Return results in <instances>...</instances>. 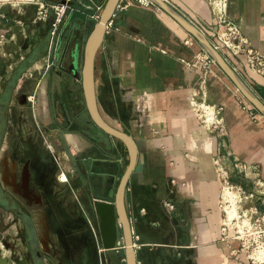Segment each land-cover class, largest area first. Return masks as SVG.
Returning a JSON list of instances; mask_svg holds the SVG:
<instances>
[{
    "label": "crops",
    "instance_id": "crops-1",
    "mask_svg": "<svg viewBox=\"0 0 264 264\" xmlns=\"http://www.w3.org/2000/svg\"><path fill=\"white\" fill-rule=\"evenodd\" d=\"M163 1L210 42L202 0ZM105 2L71 0L51 41V12L34 20L33 3L0 0L1 181L19 195L16 231L29 218V238L39 248L20 242L14 250L20 262L113 264L105 250L97 252L103 248L95 204H114L130 158L124 142L91 119L80 74L86 39ZM225 13L264 55V0H226ZM109 19L92 57L95 109L135 147L121 207L113 209L118 232L123 219L131 247L137 235L139 246L132 249L139 264L157 249L171 252L178 264H246L238 241L220 236L212 158L220 155L230 167L233 159L250 165L264 180V115L211 64L201 86L208 103L222 105L225 134L206 131L188 106L201 77L198 40L153 3L117 0ZM221 56L264 105V78L242 55ZM75 113L78 122H72ZM19 151L33 159L32 182L26 166L18 180L12 156ZM114 249L118 264H125L123 244Z\"/></svg>",
    "mask_w": 264,
    "mask_h": 264
},
{
    "label": "built area",
    "instance_id": "built-area-1",
    "mask_svg": "<svg viewBox=\"0 0 264 264\" xmlns=\"http://www.w3.org/2000/svg\"><path fill=\"white\" fill-rule=\"evenodd\" d=\"M8 1V0H7ZM22 3H33L35 5L34 20H44L48 17V12H51L49 35L51 41H54L58 35L59 29L62 26L66 12L69 10V3L71 0H56L47 2L45 0H20ZM142 5L152 4L150 0H135ZM210 13V21L205 24V31H207L210 39V44L217 50L221 55L224 56H237L242 55L243 64L247 68L259 74L264 78V55L257 49L251 46L247 37L241 32L240 24L236 21L231 20L225 13L226 0H202ZM111 25V20H107L105 27ZM2 35H0V42ZM196 63H200L201 68V79L199 80V86L196 90L192 91L188 97V106L195 116L198 124L208 132H214L217 135L225 134V127L222 116V105L208 103L205 100V94L201 85L204 83V77L208 70L209 65L214 64V61L204 51L200 50L196 53ZM186 66H191V63L185 62ZM50 63H45V67H48ZM201 86V87H200ZM213 170L219 184V196L218 206L221 211L220 218V236L222 238L228 237L231 234L233 238L238 241L239 249H245L243 241H240V237L243 235H252L257 248L258 244H263L261 241L264 236V211L260 210L258 205L264 204V181L255 172V168L239 163L233 159L231 161V167L236 168L237 171L242 168L245 173L247 171H253V185H256L257 189L253 191H246L239 184L232 183L230 181V175L232 168L227 164L226 159L220 155H215L212 158ZM228 189L236 192L238 196V217L230 220H225V212L222 209L223 204L227 202L221 198L222 189ZM254 199L255 203L250 204L247 207H243L247 200ZM166 205L171 207L170 204ZM247 219L249 222L248 227L242 226V231H238L235 221ZM230 226H235V229H231ZM132 247L137 248L139 245L135 242L137 235L133 234ZM261 239V240H260ZM104 249L98 248L97 252L100 253ZM234 252V250H232ZM139 264V262H136Z\"/></svg>",
    "mask_w": 264,
    "mask_h": 264
},
{
    "label": "water",
    "instance_id": "water-1",
    "mask_svg": "<svg viewBox=\"0 0 264 264\" xmlns=\"http://www.w3.org/2000/svg\"><path fill=\"white\" fill-rule=\"evenodd\" d=\"M117 0H106L102 11L100 13L99 19L94 23L92 30L90 31L84 46L83 59L81 65V87L85 106L87 111L93 120V122L100 127L103 131L108 134L121 139L129 153V164L125 169L117 187L115 194L114 204L97 202L95 204L96 212L99 216V229H100V241L101 246L105 250L109 259L113 264H118V257L115 252V247L123 244L124 246V259L125 264H136L135 253L131 247V237L130 231L126 221L123 219L122 231L118 232L113 217L114 207L119 209L121 207V197L124 182L126 180L127 174L132 166V162L135 154V147L132 140L124 132L115 129L105 123L101 117L98 115L94 104V94L92 86V57L93 53L101 39L103 28L105 22L109 19L114 5ZM153 4L160 7L170 16H172L180 25H182L188 32H190L201 44L203 50L210 56L214 63L221 69V71L230 79L234 84L236 89L248 100L262 115H264V105L259 101V99L247 88V86L240 80L232 68L227 64L221 54L215 50L210 42L205 38V36L192 24L187 22L181 16H179L169 5H167L163 0H150ZM0 264H12L8 257L2 256L0 254Z\"/></svg>",
    "mask_w": 264,
    "mask_h": 264
},
{
    "label": "rangeland",
    "instance_id": "rangeland-1",
    "mask_svg": "<svg viewBox=\"0 0 264 264\" xmlns=\"http://www.w3.org/2000/svg\"><path fill=\"white\" fill-rule=\"evenodd\" d=\"M200 79L201 78H199V80ZM36 145L39 146L40 148L41 146H43L41 138L36 137ZM248 175L249 173L247 172L245 173V171H243L242 168H240V170L237 171V169L233 167L231 170L230 181L232 183L239 184L246 191H253L257 189V187L256 185H253L252 176L250 175L248 176ZM62 179H64L63 176ZM254 201H255L254 199H251L250 201L247 200L244 203V205H242V209L243 207H247L250 204L255 203ZM258 207L260 208V210L264 211V204H260L258 205ZM13 219H14L13 213L8 211V209H4V207L0 206V254H2V256L5 257H9L11 251V249L4 248L5 243L9 245L11 244L17 247V249H20L19 239L17 238V240L14 242V239L16 238L17 235V231L15 229L16 226L13 223ZM234 223L235 225H237L236 221ZM236 227L230 226L231 229H235ZM252 235L254 234L252 233L248 236L245 234L239 238L240 241H243L244 246H246L245 249H241L242 253L245 256V262L246 264H264V261H259L262 256L261 252L259 251L262 249H257L258 246L257 248L252 249L256 245V242L254 241ZM261 241L264 244V236ZM13 242L15 243V245ZM17 249H13V252L14 250ZM144 263L145 264H178L173 259V255L171 254V252L167 251L166 249H157L153 252H150L148 254V259H146L145 257ZM181 264H185V263L181 262Z\"/></svg>",
    "mask_w": 264,
    "mask_h": 264
},
{
    "label": "flooded vegetation",
    "instance_id": "flooded-vegetation-1",
    "mask_svg": "<svg viewBox=\"0 0 264 264\" xmlns=\"http://www.w3.org/2000/svg\"><path fill=\"white\" fill-rule=\"evenodd\" d=\"M79 113H75L73 115L72 118V122H78L79 120ZM17 154V156H12L13 160L16 163V170H17V174H18V180H20V178L22 179L24 176V169L26 166V173L27 175V181L28 182H32L33 179H35V176H32V171H31V164L33 162V159H31V157H27L24 155V153L22 151L19 152H15ZM2 155H0V206L4 207V209H8V211H10L11 213H13L14 215V219H13V223L15 224V226L17 225L18 221H19V216H20V209H19V195L18 192H14L12 189L11 185H6L3 184V182L1 181V174H2ZM43 160H38V163L42 162ZM39 180L41 179V176L38 178ZM29 208H31V206H29ZM27 220H22V225H23V229L20 231V234L17 232L16 238L14 239V242L16 241V239H19V243L23 242L24 243V249H39L37 246L33 245L31 242V239L29 238V231H28V224H29V218H27ZM16 229V227H15ZM4 242V241H3ZM13 242V243H14ZM15 245V243H14ZM5 249H11L10 251V255H9V259L11 260L12 264H35L34 262H28L26 259H24V261H19L18 257L15 256L13 249H17V247L13 246V245H9L6 244L4 245ZM35 254H37V251L32 252V255L35 256Z\"/></svg>",
    "mask_w": 264,
    "mask_h": 264
},
{
    "label": "bare ground",
    "instance_id": "bare-ground-1",
    "mask_svg": "<svg viewBox=\"0 0 264 264\" xmlns=\"http://www.w3.org/2000/svg\"><path fill=\"white\" fill-rule=\"evenodd\" d=\"M221 198L223 201L227 202V204L222 205V209L225 212V220L228 221L232 218H237L238 196L236 192L223 188L221 192ZM236 224V226L238 227V231H242V226L248 227L249 222L247 221V219H242L240 221L237 220ZM257 249H262L259 251L262 254L261 259L259 261H264V244H259Z\"/></svg>",
    "mask_w": 264,
    "mask_h": 264
}]
</instances>
